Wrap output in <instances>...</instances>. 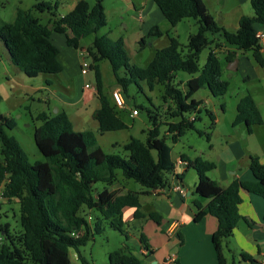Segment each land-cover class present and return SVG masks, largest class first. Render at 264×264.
Here are the masks:
<instances>
[{
    "label": "trees",
    "instance_id": "trees-1",
    "mask_svg": "<svg viewBox=\"0 0 264 264\" xmlns=\"http://www.w3.org/2000/svg\"><path fill=\"white\" fill-rule=\"evenodd\" d=\"M206 1L154 0L173 27L185 19H194L199 31L190 36L186 55L180 49L179 40L172 37L169 46L158 50L146 67L131 63L122 38L97 35L107 26L102 0H97L94 6L81 0L64 16L58 15L62 0H37L29 9L18 8L14 21L0 23V40L12 64L29 77L62 72L60 50L53 43V33L65 35L67 45L74 49L80 48L82 40L95 35L87 52L98 90L100 107L94 119L98 122L100 135L128 128L120 115L124 108L116 104L113 95L111 99L103 92L99 64L104 60L109 61L117 86L126 96L129 97L130 88L134 86L141 92L144 85L150 92L162 87L163 106L168 105L167 123L161 120L159 107L154 112L135 105L139 113L140 110L148 113L151 127L145 141L132 137L124 145L126 157L105 152L93 132L75 131L66 112L40 113L34 119L39 123L34 129V141L46 161L35 163H31L20 142L8 132L17 127V122L0 115V194L9 201H18L22 228L13 233L9 225L0 226V264H71V249L81 264H91L81 248L103 233L104 222L128 241L130 236L125 228L124 209L135 208V219L145 217L138 192L120 195L118 190L111 189L120 184V176L125 181L138 183L147 191H157L168 184L169 176L176 170L177 162L172 158L169 139L176 144L189 130H196L199 135H206L208 142L211 141V132L205 133L195 127L203 103L193 96L203 88L217 97L228 92L229 83L222 79L223 65L217 52L223 44L236 47L238 52H252L255 61L264 68L262 45L256 36L257 26H264V0H250L253 16H242L235 32L219 25ZM36 12L48 13L50 20L44 24L35 16ZM162 36L163 32L155 26L139 44L143 49L148 38ZM211 45L214 47L201 67L200 55ZM237 51L229 52L227 59L234 58ZM179 72L193 77L176 84L175 77ZM183 84L185 90L181 88ZM189 113L193 115L187 117ZM209 115L212 131L216 118L213 113ZM242 123L249 134L253 133V127L264 126V117L250 93L237 105L233 125ZM163 126L168 127V135L161 133ZM180 160L186 170L176 177L182 181L190 169L195 170L198 174L195 194L207 201L206 204L195 203V221L200 222L207 216L218 220V229L213 235L217 264H228L224 242L231 239L243 219L240 214L243 192L264 199V163L258 156H251L249 169L254 180L235 179L230 186L222 187L208 176L217 169L215 162L201 156L191 159L184 154ZM97 184L104 187L99 190L95 187ZM85 211L89 212L88 215L84 214ZM95 211L98 217L94 222L92 213ZM148 218L161 224L157 213H151ZM179 238L182 240L181 234ZM139 240L152 253L144 234ZM108 260V264H142V256L135 254L127 244L110 252ZM240 262L257 264L247 254H241Z\"/></svg>",
    "mask_w": 264,
    "mask_h": 264
},
{
    "label": "rangeland",
    "instance_id": "rangeland-1",
    "mask_svg": "<svg viewBox=\"0 0 264 264\" xmlns=\"http://www.w3.org/2000/svg\"><path fill=\"white\" fill-rule=\"evenodd\" d=\"M79 1L81 0H62L58 15L64 16L68 14L75 8ZM85 1H87L90 6H94L97 2V0ZM36 2L37 0H0V23L14 21L18 8L29 9ZM102 2L107 15V26L101 29L97 35H106L111 39L122 38L125 42L126 51L131 63L139 67H146L152 61L158 50L169 46L170 38L172 37L179 40L181 45L180 49L183 55H186L188 53L190 36L199 31V26L194 19H185L176 27H173L163 16L154 0H102ZM211 8L213 11L217 9L214 0H212ZM35 16L39 17L44 24L50 19L48 13L40 14L36 12ZM155 26L159 27L163 32V36L148 38L146 47L142 49L139 44L140 40L146 37L149 31ZM94 38L95 35L89 36L81 41V45L83 47H89ZM210 39H212V37H210ZM213 47L214 46L211 45L205 48L201 53L199 59L201 67L205 65L207 57ZM218 53L223 65L222 79L229 83L228 92L224 96L217 97L207 88H203L193 96V99L202 103L204 102L202 111L198 114V120L195 122V127L197 130L205 133L211 132V141L208 142L206 135L201 136L196 130H189L176 144L169 139L168 144L172 147V157L176 162H179L182 153H186L192 158L201 156L206 160L210 157L216 159L215 157L217 154L221 153L222 147L225 146L226 141H228V138L224 136L228 132L231 133L234 130L233 123L237 115V105L244 96L250 93V91L255 94L264 117V84L258 82L250 83L246 80L242 72H233L229 70L230 65L225 62V52L223 49H220ZM64 55L65 54H62L61 56L64 57ZM89 61H91V59H89ZM100 70L103 80V92L112 99L113 91L120 89L117 86L108 60H104L100 63ZM260 72H264V70ZM57 76L58 75L42 74L38 77H29L25 75L12 64L9 53L4 43L0 40V115L17 122V127L8 132L20 142L29 156L31 163L46 161V158L39 152L34 141V129L39 125V123H35L34 119L39 113L48 112L50 105H54L55 108L59 105V100L54 99L48 91L43 89L48 80L56 83ZM191 77L193 76L185 72H179L175 77V83L179 84L181 81L186 82ZM83 82L96 85L95 71L91 70L87 75H84ZM70 83L74 92L75 86L72 82ZM181 88L185 90L184 84L181 85ZM122 94L125 97L126 105L124 109L119 110L122 119L128 125V128L125 130L107 132L104 135L99 134L98 122L93 118L94 111L99 107V99L97 97L94 98L93 102L88 106L84 103H80L68 109V112L74 122L75 131L93 132L98 138L99 145L105 152L126 157L127 152L124 150V145L128 143L132 137L145 141L147 131L151 127L148 113L145 110H140L138 116H131L133 110H138L135 105L149 108L154 112L158 110L156 108L159 107L158 111L161 115V120L165 123L168 122L166 121L165 115L166 111L168 112V105L163 106L164 103L161 98L163 95L162 87H158L154 92H150L144 85V91L141 92L134 86L130 88L129 97L123 92ZM46 99L47 101H45ZM211 112L214 113L216 119H220L218 124V127H220V135L217 134L214 138H212V136L215 128L212 131L210 130L212 120L209 113ZM192 115L193 113L186 114L187 117ZM236 126L237 128H246L244 123ZM233 132H236L233 133L236 137L240 134L237 129ZM161 133L163 135H168V127L163 126L161 128ZM261 136L262 134L258 133L255 137H248L250 140L249 149L254 153L264 152V148L259 149L257 143H255L256 137L260 138ZM213 143H215V149L212 151L211 146ZM224 158L226 159L227 156H224ZM213 174L216 173L210 172L208 176H218L217 174ZM188 176L186 181L189 187L194 189L195 182H198V174L195 170L190 169ZM95 187L101 190L104 185L97 184ZM128 187L134 191L144 189L134 181H129ZM88 213V211L84 212V214L87 215ZM92 215V220L95 222L98 213L95 211ZM132 219L131 221H125V228L130 236L129 240L137 235L138 229V219ZM2 225H9L13 233L20 232L22 229L20 225V208L18 201L16 199L9 201L4 199L2 194H0V226ZM103 225V233L96 235L93 241L81 248L82 254L91 264H108L109 253L123 247L126 243L128 244L125 237L110 227L107 222H104ZM229 242L228 240L224 242V252L229 260V264H241L240 256L235 252H229L227 248V246L230 245ZM70 256L73 264H81L73 249H71Z\"/></svg>",
    "mask_w": 264,
    "mask_h": 264
},
{
    "label": "crops",
    "instance_id": "crops-1",
    "mask_svg": "<svg viewBox=\"0 0 264 264\" xmlns=\"http://www.w3.org/2000/svg\"><path fill=\"white\" fill-rule=\"evenodd\" d=\"M214 1L217 6L215 11L211 8L212 0L206 1L207 7L219 25L229 31L235 32L239 29V20L242 16H253L250 0ZM257 30L258 32L264 31V26H257ZM215 38L221 39L219 36ZM52 40L60 50L59 61L63 70L58 74L56 83L48 80L46 86L43 88L54 99L59 100V105L56 108L54 105H50L49 111L45 113L57 114L60 111H64L69 115L68 109L71 107L77 106L80 103L88 106L97 97L84 89L87 83L83 82L84 75L81 72V62L85 56L83 53L87 52V49L92 46L93 42L89 47L80 45L79 49H74L67 45L66 36L63 34L53 33ZM220 42L223 43V40H220ZM222 49L226 56L225 62L230 65L229 70L242 72L250 83L258 82L264 84V72H260L264 68L260 67L255 61L252 52H238L236 47L225 44H223ZM235 51L238 54L234 58H231V60H228L229 52ZM262 53L264 55V48H262ZM62 54H65L64 57L61 56ZM70 82L75 86L74 92ZM250 94L260 109L255 94L251 91ZM98 109L94 111L93 118ZM70 119L72 120L71 117ZM219 122L220 119L215 120L217 126L215 125L212 138L217 134L220 135ZM233 129V131L239 130V136L233 135L236 132H228L224 136L228 138V141L222 147L221 153L217 154L216 159L214 157L207 159L217 164V169L212 172L218 176L209 177L222 187L230 186L235 179L243 181L254 180L249 169L251 156H258L264 163V152L254 153L249 149L250 140L248 138L249 136L255 137L258 133H261L262 136L260 138L256 137L255 143H257L259 149L264 148V126L253 127L252 134L247 132V127L244 129L233 126ZM214 149L215 143H213L211 150L213 151ZM182 154L187 155L191 159L196 158H192L186 153ZM224 156H227V158L225 159ZM185 170V164L179 160L176 164L175 174L169 176L168 184L157 191H147L145 189H140L139 191L131 190L128 187L129 181H125L121 176L119 179L120 184L111 188L112 190H118L120 195H125L129 191L140 194L141 212L145 217L138 219L137 235L128 240V244H126L129 245L135 254L142 256V264H176V262L178 264H217L213 235L218 229V220L212 216H207L200 222L195 221V203L201 201L203 204H206L207 201L202 200L195 194V187L194 189L189 187L186 180L189 177L190 170L182 181L178 180L176 176L182 175ZM196 184L195 182L194 186ZM178 187H183L185 194ZM242 196L244 202L240 206V214L243 219L235 229L233 236L229 240L230 245L227 248L229 252L238 254L240 260L241 254H247L256 260L257 264H264V199L244 192ZM135 211L136 209L132 207L125 208L123 211L124 220H133L132 218H135ZM151 213H157L161 217V224H157L148 218ZM141 234L147 237L152 253L141 245L139 240ZM179 234L182 235V240L179 238ZM169 258H175L176 262L170 263ZM71 264H73L72 259Z\"/></svg>",
    "mask_w": 264,
    "mask_h": 264
},
{
    "label": "built area",
    "instance_id": "built-area-1",
    "mask_svg": "<svg viewBox=\"0 0 264 264\" xmlns=\"http://www.w3.org/2000/svg\"><path fill=\"white\" fill-rule=\"evenodd\" d=\"M256 36L259 39V41L262 45V48H264V31L257 32ZM83 55H85V56L81 62V72L83 75H87L92 70L91 61H89L90 57H89L88 52H84ZM84 89L89 91L94 96L98 95L97 87L94 85L87 83V84H85ZM113 98H114V101L116 102V104L120 108H125L126 100H125V97L120 90H116L113 92ZM199 108H202V105ZM138 115H139V110L135 109L132 111L131 116H138ZM194 117L195 116H193V118H192L193 120H194ZM178 188L183 194H185V190L183 187H178ZM169 262L170 263L176 262L175 258H169Z\"/></svg>",
    "mask_w": 264,
    "mask_h": 264
},
{
    "label": "water",
    "instance_id": "water-1",
    "mask_svg": "<svg viewBox=\"0 0 264 264\" xmlns=\"http://www.w3.org/2000/svg\"><path fill=\"white\" fill-rule=\"evenodd\" d=\"M186 166V165H185Z\"/></svg>",
    "mask_w": 264,
    "mask_h": 264
}]
</instances>
